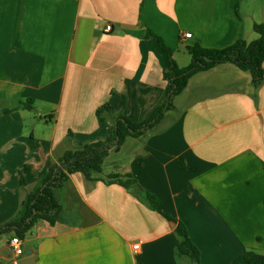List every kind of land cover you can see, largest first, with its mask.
Wrapping results in <instances>:
<instances>
[{"label":"crops","instance_id":"1","mask_svg":"<svg viewBox=\"0 0 264 264\" xmlns=\"http://www.w3.org/2000/svg\"><path fill=\"white\" fill-rule=\"evenodd\" d=\"M255 22H264V0H0V225L21 220L67 149L106 139L118 116L142 122L166 102L170 59L154 34L172 52L223 48L256 39ZM27 98L44 120L16 108ZM106 102L112 113L101 120ZM120 147L128 160L119 171L95 180L74 172L53 188L63 221L0 231V264L27 249L34 264H191L176 251L178 221L201 264L264 254V82L254 89L231 62L196 72L155 125ZM110 173L130 174L132 184L107 181ZM15 236L21 255L10 247Z\"/></svg>","mask_w":264,"mask_h":264},{"label":"trees","instance_id":"2","mask_svg":"<svg viewBox=\"0 0 264 264\" xmlns=\"http://www.w3.org/2000/svg\"><path fill=\"white\" fill-rule=\"evenodd\" d=\"M253 30L257 33V38L247 42L239 38L234 43L223 48H208L199 44L187 47L191 56L190 63L185 67H178L172 59V50L163 39L154 34L160 47L168 54L169 66L164 70L163 75L167 81L166 102L158 107L149 118L142 122H133L126 116H118L109 129V135L104 140H98L85 144L79 149H67L48 170L41 187L31 193L25 204V212L18 222L8 221L0 225V231H5L10 226H20V233H25L36 221L45 220L50 224L63 221V207L53 194V188L63 184V182L74 172L82 173L87 179L95 180L94 173L102 171V165L113 147L121 146L125 139L130 136H137L155 125L163 113L172 107L173 98L180 94L186 87L189 78L196 72L207 70L216 64L231 62L239 69L248 71L251 75V82L254 89L259 88L264 82V22H255ZM33 110L32 98L21 101L16 106ZM6 108L4 111H10ZM112 113L109 102L100 105L96 109L97 116L104 120ZM28 166H24L19 171L21 183L25 182L24 174ZM125 176V180L121 177ZM107 181H119L126 187L132 184L130 174L110 173ZM145 197L153 204L157 205L158 199L148 191H144ZM175 232L177 234L176 251L179 256H186L191 264H201L200 250L191 239L186 226L180 221L177 222ZM233 264H264V254L249 249L243 251L233 262Z\"/></svg>","mask_w":264,"mask_h":264},{"label":"rangeland","instance_id":"3","mask_svg":"<svg viewBox=\"0 0 264 264\" xmlns=\"http://www.w3.org/2000/svg\"><path fill=\"white\" fill-rule=\"evenodd\" d=\"M255 35L257 36V33H255ZM172 59L174 60V62L177 64L178 67H184L190 63L191 56L188 53L187 48L185 46H182L180 48V51L172 52ZM35 107L36 105L34 104V109L31 110L29 113L30 116L36 118L37 120L39 119L44 120V115H42L41 117L37 115V111L38 113H41V110H36ZM169 109H171V107ZM120 148L121 147L119 146V147H114L112 150H110L109 154L107 155V157L103 162L102 171L99 174L104 175L108 171L116 172L119 171V169H121L122 167L126 166V162L128 160V158L126 157V150L125 147L122 149Z\"/></svg>","mask_w":264,"mask_h":264},{"label":"built area","instance_id":"4","mask_svg":"<svg viewBox=\"0 0 264 264\" xmlns=\"http://www.w3.org/2000/svg\"><path fill=\"white\" fill-rule=\"evenodd\" d=\"M110 28H111L110 25L106 27L107 30H110ZM183 36L185 38H188V37L191 36V33L190 32H185L183 34ZM10 247L12 248V251H13V253L15 255H21L23 253V248H22V246L20 244V239L18 237H16V236L11 238ZM133 249H135V250L139 249V244L138 243L134 244L133 245Z\"/></svg>","mask_w":264,"mask_h":264},{"label":"water","instance_id":"5","mask_svg":"<svg viewBox=\"0 0 264 264\" xmlns=\"http://www.w3.org/2000/svg\"><path fill=\"white\" fill-rule=\"evenodd\" d=\"M4 250L7 251V253L4 254V256L9 257L12 254L10 247L7 246L4 248ZM13 264H34L32 249L25 250V257L16 260L15 262H13Z\"/></svg>","mask_w":264,"mask_h":264}]
</instances>
